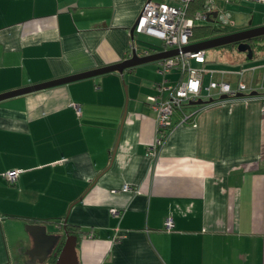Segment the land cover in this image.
<instances>
[{"label":"crops","instance_id":"0c3cea01","mask_svg":"<svg viewBox=\"0 0 264 264\" xmlns=\"http://www.w3.org/2000/svg\"><path fill=\"white\" fill-rule=\"evenodd\" d=\"M148 1L0 0V94L146 55L130 31ZM223 47L192 65L257 94L189 105L154 156L158 61L1 101L0 264L31 263L32 224L77 229L79 264H264V49Z\"/></svg>","mask_w":264,"mask_h":264},{"label":"built area","instance_id":"2783aa9c","mask_svg":"<svg viewBox=\"0 0 264 264\" xmlns=\"http://www.w3.org/2000/svg\"><path fill=\"white\" fill-rule=\"evenodd\" d=\"M194 1L177 0L176 4H168L151 0L145 4L137 18L139 20L134 34H142L160 40L164 45V50L179 49L178 55L158 61V71L164 79L157 84L156 93L147 96V102L155 113L157 121V136L150 151V155L153 156L156 155L177 125L188 124L193 121L194 114L185 111L190 102L199 99L219 100L223 95H226L229 100L243 99L245 102L254 98L251 95L253 89L247 87L243 81H240L235 88L223 79L219 81L211 79L205 85L204 75L207 71L202 67H194L192 63L204 65L206 51L182 52L183 47L191 45L194 28L202 22H207L208 15L212 17L213 12H217L218 21L234 25L233 21L221 15L222 9L219 8L218 2L230 3L244 0H203V7L190 17L188 16V8ZM249 1L264 3V0ZM131 47H135L134 40H132ZM146 54H150L149 51H146ZM173 70L178 71L181 77L178 82L171 84L167 81L166 75ZM208 72L211 75L215 73L214 71ZM239 75L242 76L243 73L240 72ZM239 94L243 96L239 97ZM76 108L79 114L80 108ZM179 112L181 113L180 118L174 122V115ZM19 174L20 171L15 170L6 173L4 176L9 183L14 184ZM121 191L130 192L131 187L124 185ZM113 193L116 191L113 190ZM112 213L119 214V211L113 209ZM172 228L173 221L169 218L165 221V229L171 231Z\"/></svg>","mask_w":264,"mask_h":264},{"label":"water","instance_id":"95a60500","mask_svg":"<svg viewBox=\"0 0 264 264\" xmlns=\"http://www.w3.org/2000/svg\"><path fill=\"white\" fill-rule=\"evenodd\" d=\"M151 1V0H149ZM218 17L217 12L212 13V17L208 15L207 21L209 23H215ZM138 20L135 22L131 28L130 34L132 39L135 38V28L138 24ZM264 36V25L259 27H252L249 29L229 33L226 35L213 37L209 39L202 40L198 43H194L182 48V52H199L205 51L212 48L223 47L231 44L237 45L238 52L246 53L249 59H252L254 56L253 49L250 42L255 39ZM179 54V49H169L156 53L146 54L140 56L136 49L133 50L132 55L129 59L118 63L116 65H110L95 69L92 71L79 73L76 75H71L61 79L53 80L47 83L32 85L10 91L7 93L0 94V102L9 98L16 96L32 93L35 91L52 88L55 86L67 84L76 80H81L89 77H94L110 72H119L123 73L128 68H133L138 65L160 61L162 59L170 58ZM257 93H252L251 95L255 96ZM239 97L243 96L242 94L238 95ZM221 99H227L226 95H223ZM213 102V100H203L199 99L197 101H192L189 104L191 106L197 105H206ZM29 233L34 238V249L30 253L31 263L37 264V261L40 264H44L47 259L51 256H56L54 262L49 264H79L78 254H77V243L78 238L74 235H69L66 226H64V235L65 239L63 240V235L57 232H49L45 225L32 224L28 226ZM62 245V246H61ZM61 246V249H60ZM60 249V251H59ZM59 251V252H58ZM58 253V254H57Z\"/></svg>","mask_w":264,"mask_h":264},{"label":"rangeland","instance_id":"374dc122","mask_svg":"<svg viewBox=\"0 0 264 264\" xmlns=\"http://www.w3.org/2000/svg\"><path fill=\"white\" fill-rule=\"evenodd\" d=\"M218 6L220 9H222L221 15L227 16V14L231 15V18L235 20L236 26L231 27L230 25L224 23V21H217V23L214 25L216 28H220L223 32V35L237 32L239 30H242L246 27H256L257 24L261 23L264 20V3H259L255 1H238V2H230V3H223L218 2ZM208 22H202L199 25H207ZM136 48L147 51L150 48H153L157 51H162L163 45L160 40H157L155 38L142 35V34H135L134 38ZM201 39H197L194 42H200ZM234 48V47H232ZM207 56L209 58L218 57L221 56L223 53V50L221 48H212L208 49ZM225 51L229 52V48H225ZM232 51V50H231ZM226 53V52H225ZM238 55L240 52H236ZM208 76L205 75V81L204 84L207 83Z\"/></svg>","mask_w":264,"mask_h":264},{"label":"trees","instance_id":"16d2710c","mask_svg":"<svg viewBox=\"0 0 264 264\" xmlns=\"http://www.w3.org/2000/svg\"><path fill=\"white\" fill-rule=\"evenodd\" d=\"M202 7H203V0H195L194 2H192L190 4V6L188 8V16L192 17L194 15V13L196 11L200 10ZM220 32H221L220 29L219 28L217 29L216 27H214L213 24H207V25H203V26L198 25L194 28L192 40L193 41L197 40V39L198 40L199 39L205 40V39L217 37V36L222 35ZM250 44H251V47L253 49L254 54H255L256 50L264 49V36L253 39L250 42ZM232 47H234V48H232ZM223 48H229L230 50L238 51L236 44L227 45V46H224ZM151 50H153V49H151ZM66 230H67L69 235H74V236H77V238H78L79 233H78L77 229H74L70 225L69 226L67 225ZM64 239H63V242H64ZM61 246H60V249H61ZM60 249H59V251H60ZM55 259H56V256H53L50 263L54 262Z\"/></svg>","mask_w":264,"mask_h":264},{"label":"flooded vegetation","instance_id":"af4514ba","mask_svg":"<svg viewBox=\"0 0 264 264\" xmlns=\"http://www.w3.org/2000/svg\"><path fill=\"white\" fill-rule=\"evenodd\" d=\"M52 258H53V256L49 257V260H52ZM30 262H31V260H30ZM30 264H32V263H30Z\"/></svg>","mask_w":264,"mask_h":264}]
</instances>
